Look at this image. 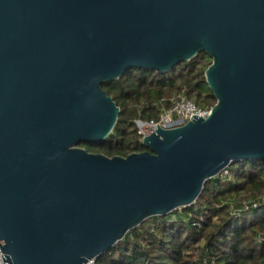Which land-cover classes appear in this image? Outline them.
Masks as SVG:
<instances>
[{
  "label": "water",
  "instance_id": "obj_1",
  "mask_svg": "<svg viewBox=\"0 0 264 264\" xmlns=\"http://www.w3.org/2000/svg\"><path fill=\"white\" fill-rule=\"evenodd\" d=\"M205 53L207 118L90 153L120 109L103 85ZM264 162V0H0V247L8 264H86L207 181Z\"/></svg>",
  "mask_w": 264,
  "mask_h": 264
},
{
  "label": "trees",
  "instance_id": "obj_2",
  "mask_svg": "<svg viewBox=\"0 0 264 264\" xmlns=\"http://www.w3.org/2000/svg\"><path fill=\"white\" fill-rule=\"evenodd\" d=\"M211 64L201 53L168 74L131 70L103 85L120 109L119 119L103 143L80 147L111 158L147 151L136 121L157 122L162 109L181 94L206 109L216 105L205 77ZM228 171L231 180L207 181L194 205L148 219L98 264H264V205L247 211L243 206L264 196V162H240ZM232 207L240 216L232 215Z\"/></svg>",
  "mask_w": 264,
  "mask_h": 264
},
{
  "label": "built area",
  "instance_id": "obj_3",
  "mask_svg": "<svg viewBox=\"0 0 264 264\" xmlns=\"http://www.w3.org/2000/svg\"><path fill=\"white\" fill-rule=\"evenodd\" d=\"M210 112V109H206L196 105L192 100L188 99L186 95L181 94L171 100V107L169 109H162L159 120L157 122H143L138 120L136 124L141 130L140 135H142L143 141V138L151 134L152 131L156 130L158 126L163 129H174L182 127L186 125L187 122L191 121L193 116L207 118L210 115ZM219 176L225 178V180H231L232 177L228 169L223 171ZM262 205H264V196L250 200L249 202L244 203L243 206L244 211H247L250 208H259ZM231 212L232 215L236 217L240 216L241 214L240 210H237L233 207L231 209ZM2 255L3 251L0 247V264H8L7 262H4ZM86 264H98V261L93 259L88 261Z\"/></svg>",
  "mask_w": 264,
  "mask_h": 264
},
{
  "label": "rangeland",
  "instance_id": "obj_4",
  "mask_svg": "<svg viewBox=\"0 0 264 264\" xmlns=\"http://www.w3.org/2000/svg\"><path fill=\"white\" fill-rule=\"evenodd\" d=\"M137 122V121H136ZM144 122V121H143ZM136 127H137V129H138V131H139V134L141 133V130H140V128L138 127V125L136 124ZM232 176V175H231ZM225 178H223V180H224ZM182 209V208H181ZM181 209H178L179 211H181Z\"/></svg>",
  "mask_w": 264,
  "mask_h": 264
}]
</instances>
